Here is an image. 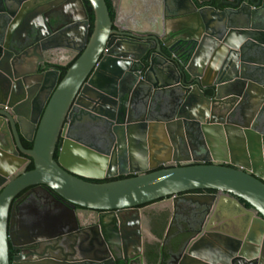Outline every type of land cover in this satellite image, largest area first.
<instances>
[{
  "label": "water",
  "instance_id": "obj_1",
  "mask_svg": "<svg viewBox=\"0 0 264 264\" xmlns=\"http://www.w3.org/2000/svg\"><path fill=\"white\" fill-rule=\"evenodd\" d=\"M86 1L90 35L84 0H0V264H68L49 251L87 244L75 207L112 215L96 234L125 250L141 237L139 207L159 200L204 215L223 200L248 217L243 238L205 227L215 241L200 233L182 264H255L264 243V0H116L112 17L106 0ZM63 48L79 55L58 81L47 58ZM27 188L25 197L46 188L70 204L68 223L22 221L15 209Z\"/></svg>",
  "mask_w": 264,
  "mask_h": 264
},
{
  "label": "flooded vegetation",
  "instance_id": "obj_2",
  "mask_svg": "<svg viewBox=\"0 0 264 264\" xmlns=\"http://www.w3.org/2000/svg\"><path fill=\"white\" fill-rule=\"evenodd\" d=\"M171 165H173V163L168 164V166ZM29 190L30 188H27L19 194V196L24 195V198L19 200L15 209L16 214H20V219L22 221L40 223L45 220L51 221L53 219H60L62 223H68L70 214L65 207L70 208V204L66 202H63V205L59 204L55 201L57 196L46 188L30 191L25 197V193ZM191 193L218 194L217 191L209 192V190H198ZM236 200L240 203V206L246 210L250 209V206H246L247 204L242 200ZM160 203H163V201L159 200L139 207L141 215V237L138 240L136 235H133L131 237V242L126 241L128 246L125 250L117 247L115 238L111 239L107 234L105 237L100 238V236L98 237L96 234V232H100V228L98 227L100 221L104 222V231L106 233L108 232V228L112 225V219H114L112 215L105 214V212L99 210L75 207V216L78 220L80 229H85L82 233L87 237V244L81 246L80 249H73V251H62L56 248L53 251H49V253L57 256L59 259H68V264H182L183 254L200 233H204L203 239L210 242L215 241L214 235H205V232H203L205 227L210 231H223V233H228L237 238L245 237L248 217L236 206L229 207L224 205L223 207V209L226 208V211L235 213V217L229 224L220 225L219 223L214 225L216 222H213L215 217L213 215L211 216V208L209 212L204 215L200 212L202 209L198 208L197 205H191L183 200L177 201L174 213H168L158 208L160 206L151 207ZM216 205L218 207L217 202L215 203V207ZM221 206L222 205H219V207L216 208L217 211H215V216L217 214L216 220L218 222H220L219 218H221L219 216L220 212L223 210ZM201 218L203 219L201 220ZM225 228L228 230L226 229L225 231ZM54 230H57V227ZM117 230L119 235H121L118 226ZM146 231L150 232V234H147ZM252 238H255V236H252ZM119 241L122 243L120 237ZM83 258L88 260H83ZM237 264H243V262L239 261ZM255 264H264V243L263 246L260 247Z\"/></svg>",
  "mask_w": 264,
  "mask_h": 264
},
{
  "label": "crops",
  "instance_id": "obj_3",
  "mask_svg": "<svg viewBox=\"0 0 264 264\" xmlns=\"http://www.w3.org/2000/svg\"><path fill=\"white\" fill-rule=\"evenodd\" d=\"M113 1H114V6H115V4H116L115 1L116 0H113ZM129 9H130L129 6L126 5V4H124L123 7H122V9H121L120 15L125 20H126V18H128V17H130L132 15L130 13V10ZM72 35H73V37H72V40L73 41H70L69 43L71 45H74L76 43L75 41H77L78 38L80 37V30L73 31L72 32ZM77 56H78V53H76V52H74V51H72L70 49H64L63 48V49H59L58 51H56L53 54L52 57L47 58V59H48L49 63L51 65L55 66V67H57V66H59V67H65V66L70 65L75 60V58ZM219 205H222L221 206L222 209H223L224 205L229 206V207L235 206V205H233V204H231V203H229L227 201H223V200L222 201H218V207H219ZM157 206H160L158 208H161V209H163L164 211H166L168 213L172 211L171 203H168V202L167 203L166 202L164 203L163 202V203H160V204H157V205H153L151 207H157ZM218 207H217V205H216V207L214 205L213 208L211 209L212 210L211 216L213 215L215 217L214 220H213V222H216L214 225H217L219 223H220V225L221 224H229V222L235 217V213H231V212L226 211V208L223 209L220 212V215H219L221 217V218H219L220 222H218L216 220L217 219V214L215 216V211H217L216 208H218ZM226 229L227 228H225V231H226Z\"/></svg>",
  "mask_w": 264,
  "mask_h": 264
},
{
  "label": "trees",
  "instance_id": "obj_4",
  "mask_svg": "<svg viewBox=\"0 0 264 264\" xmlns=\"http://www.w3.org/2000/svg\"><path fill=\"white\" fill-rule=\"evenodd\" d=\"M84 2H85V6H86V9H87V12H88V16H89V29H88V35H90L91 32H92V28H93V19H94V17H93V13H92V10H91L89 4L87 3L86 0H84ZM106 3H107V6H108V9H109V11H110V16L112 17V9H113V7H114V1H113V0H106ZM71 64H72V63H71ZM71 64H70V65H71ZM70 65L65 66V67H59V66L55 67L57 70L60 71V75H59L58 81H60V80L62 79V77L64 76V74L66 73V71H67V69L69 68ZM23 144H24V146H25L26 148H30V147L32 146V144H31V143H28V142H24ZM56 156H57V152H55V154H54V158H56ZM32 168H33V165H32V163H31V164L27 167V169H28V170H31ZM122 178H124V177H117V178L104 179V180H91V181H92V182H95V183H103V182H110V181H114V180L122 179ZM209 192H215V191H214V190H209ZM246 206H248V205H246Z\"/></svg>",
  "mask_w": 264,
  "mask_h": 264
}]
</instances>
